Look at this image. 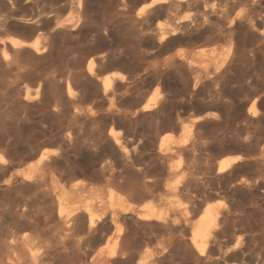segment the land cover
Returning a JSON list of instances; mask_svg holds the SVG:
<instances>
[{"label": "rangeland", "instance_id": "1", "mask_svg": "<svg viewBox=\"0 0 264 264\" xmlns=\"http://www.w3.org/2000/svg\"><path fill=\"white\" fill-rule=\"evenodd\" d=\"M55 1L59 2L58 7L64 3L62 0ZM138 1H85L94 23V26L89 24V27L93 29L97 24V29L102 23L110 27L119 22L115 29L116 31L118 28L119 31L116 32L102 30L96 35L95 32L83 28L80 32L82 36L62 35L57 32L54 35L51 32L54 36L51 35L49 39L45 37L48 33L46 28L34 32L35 35L27 28L26 31H8L9 37L29 41L36 38V34L41 35L37 38L43 37L39 39L41 42L50 40L52 48L43 55L45 60H42L45 62L27 63V73L24 71L14 77L15 81L11 75L5 74L8 76L5 77L0 73L3 79H0V157L3 159V164H0V229L10 226V216L15 204L23 196L22 193L18 196L11 194L6 185L12 182L13 185L16 184L40 152L55 150L47 164L48 173L57 177L56 180L79 178L90 181L93 185L106 187L105 184L111 181L125 186L137 177L146 176V179H151L154 185L153 194L148 200L145 199L146 202L143 200V203L154 204L155 207L152 206L158 207V210L162 209L163 213L167 207L168 210L164 214L168 212L170 222L177 218L178 225L175 224L176 232L154 231L153 235L149 233L152 237L148 234L149 240L143 248L150 250V254L152 251L155 252L153 254H158L165 248L169 249L170 243H174L181 234L188 240L193 226L202 218L203 208L212 207L221 212L222 221L216 228L214 257L222 264H264V32L261 34V31H264V0H248L249 3H246L247 0H200L198 5L191 4L184 7L185 9H173L166 16H155L152 13L150 17L147 15L146 18H140V22L139 19H134L135 12L150 0H140L139 3ZM253 2L256 3L251 4ZM51 8L54 7H48L49 10H54V18H68L69 14L74 16L66 11L59 17L58 8ZM248 17L254 22L251 23L252 19ZM175 20L177 23L189 22L188 25L193 30L200 29V35L193 34L190 37L192 39H183L178 35L175 39L158 43L153 36L154 30L157 26L167 29ZM123 23L125 27L129 24H132V27L129 26L127 31L122 32L121 26L125 28ZM133 27L134 29H131ZM43 29L46 30L45 33L41 31ZM135 29L141 32L138 34ZM237 33L240 34L237 36ZM258 42L262 46H257ZM254 43H257L256 46ZM104 54L107 59L101 64L100 70L96 71L93 77L88 76V59ZM209 54L216 55L212 56L215 59L211 60ZM216 59L218 64L223 63L221 71L218 70L219 75L215 64L213 65ZM209 64L210 66H207ZM30 72H34L33 76L29 75ZM77 74L80 76L77 77ZM73 76L77 81L71 79ZM112 77L119 78L114 81V91L111 90L114 93L117 90L115 94L112 92L113 110L123 108L119 110L127 112L128 119L131 120L130 125L126 120L123 122L114 112H108L110 105L106 97L112 94L103 93L101 82L103 78ZM6 78L9 80L6 81ZM67 82L74 83L78 88L74 100L66 96ZM38 84L40 93L36 96ZM26 93L28 100H25ZM147 99L155 103V111L152 109L153 112H146V116L139 114L145 118H139V115L132 117L131 113L138 111ZM252 100H256L255 115L249 111ZM116 104L121 107L117 108ZM198 117L202 119L193 125L194 136L186 137L187 132L181 130V127ZM133 119L138 120L135 122ZM114 138L120 139L121 144L126 147L129 156H125L129 160H125ZM182 138L187 139V142L184 145L186 150L183 148L180 156L184 162L181 163L189 168L186 179H194L193 182L189 180V185H185L188 180L182 181L179 176L173 178L169 174L180 161L178 155L170 158L164 156L166 160L162 156L157 158L156 153L159 141L163 140L172 146ZM236 156L239 160L231 169L216 173V165L220 160ZM131 164L135 167L132 168ZM163 168H167L166 171ZM165 172H168L167 176ZM173 180L175 185L178 181L180 186V196L177 199L169 198L166 194L168 182ZM203 195L211 197L205 200ZM171 198L173 200H170ZM176 205L179 206L175 207ZM172 209L179 213L176 211V214H173ZM94 239H98V236ZM109 241L108 244L100 243L96 248L103 250L111 246V239ZM96 248L94 250L97 251Z\"/></svg>", "mask_w": 264, "mask_h": 264}, {"label": "bare ground", "instance_id": "2", "mask_svg": "<svg viewBox=\"0 0 264 264\" xmlns=\"http://www.w3.org/2000/svg\"><path fill=\"white\" fill-rule=\"evenodd\" d=\"M62 1L64 2L63 5H61V7H58L59 2L57 1L58 2L57 3L55 0H0V73L2 75H4V76H5V74L9 75V76L11 75L13 77V81H15L14 77H17L18 75H20L21 73H23L24 71L27 70L26 69L27 63L33 62L34 64H36V62H38V61H44L45 58L43 57V55L46 54L47 51H49L52 48L50 40L48 42L47 41L41 42L39 39H41L43 37L38 39L37 34H36V38H33L32 40L29 41V40L24 39V38L9 37L8 31H11V30L16 31L18 29L21 31V29L25 30L27 28L28 30L30 29V31L32 30L33 34H34V32L36 33L38 30H40L42 28H46L48 30V33L46 34L45 37L49 38V37H51V35L54 36L56 34L55 32H57L58 34L60 33L62 35H68V34L69 35H71V34H75V35L78 34L79 35L80 32L82 31V29L86 28L89 32H95V34L98 35V33L101 32L102 30L104 32H110V33H111V31H115L116 25L119 23L118 22L117 24H114L113 26H110V27L107 24L102 23L103 25L101 24V26H99L100 25L99 24L97 29H95V27H97L96 26L97 24L95 23L96 24L95 27L93 29H91L89 27V24L92 27V25L94 23L92 22L93 20L91 19V16H90L91 14H89L90 9L88 10V8H87L89 6H87L85 4L86 0H62ZM199 1L200 0H150L148 3H146L145 5L141 6L138 10H136L135 17L134 16L133 17L137 21L139 19V22H140L141 21L140 18H142V17L146 18L147 15H149V17H150V15L152 13H153V15L155 14V16H158V15L159 16H166L173 9H181L184 7L186 8V6L191 5V4L198 5ZM247 1H246V3H249V1L248 2ZM253 1H255V0H253ZM139 2H140V0L138 1V3ZM251 2H252V0H251ZM255 3L253 2L251 4H255ZM259 3H261V1ZM48 7H54L55 9L58 8L57 10L59 12V17H61L60 14H62L63 12H66V11L71 12L72 15H74V16L72 17L69 14L70 17H68V18H63V19L54 18L53 17L54 10L51 11L48 9ZM117 7H115V8H117ZM54 8H51V9H54ZM124 9H125V7H124ZM199 9H200V7H199ZM217 11L219 12V10H217ZM116 13H117V11H116ZM124 13L125 12H123V15H124ZM115 16H116V14H115ZM205 16H208V15H205ZM170 17L172 18V16H170ZM250 18L251 17H248V19H250ZM246 19H247V17H246ZM246 19H245V21H247ZM172 20H173V18H172ZM252 20H251V23L254 22V20L253 21ZM255 21H256V19H255ZM247 22H249V20ZM237 23H239V22H237ZM256 23H258V22H256ZM188 24H189V22H188ZM188 24L185 23V21L183 23H182V21L177 23L175 20L173 24H170L171 27H169L167 29L157 26L156 30L153 29L155 31V34L153 36L156 37V40L158 43H162L168 39L171 40L178 35L183 39L184 38L188 39L193 34L194 35L198 34V36H199L200 34L198 33V31L200 29L199 30L197 29L198 31H196V29L193 30L192 28L189 27ZM123 25H124V23H123ZM131 25L132 24H129V26H131ZM240 26H239V28L243 27V26L242 27H240ZM121 27H122V29H121L122 32L124 30L127 31V29H128V27H125V25H124V27L126 29L125 28L123 29V26H121ZM234 27H235V25H234ZM248 27H250V26H248ZM253 27H256V26H253ZM239 28H237L238 32H239ZM245 28H247V27L245 26ZM131 29H134V27ZM131 29H129V30H131ZM117 30H118V28H117ZM138 30L139 29H137L136 31L139 34L141 32V30H140V32ZM41 31H44V29ZM45 31H44V33H45ZM51 32H53L54 35L51 34ZM89 32H87V33H89ZM151 32H152V30H151ZM218 32H221V31H218ZM251 32H253V31H251ZM261 32L260 33L263 34L264 31H261ZM44 33H42V36L44 35ZM83 33H84V35L86 34L85 32H83ZM133 33H135V32H133ZM230 33H229V35H231ZM240 33H242V32H240ZM240 33H237V36ZM247 33H249V32L247 31ZM254 33H253V35H254ZM260 33L258 35H260ZM126 34H127V32H126ZM138 34L136 36H138ZM152 34H153V32H152ZM217 34L218 33H216V35ZM233 34H236V33H233ZM244 35H246V34H244ZM256 35L257 34H255V36ZM40 36H38V37H40ZM248 36H250V35H248ZM143 37H145V36H143ZM245 37H247V36H245ZM261 37H263V36H260V38ZM72 38H74V37H72ZM238 38H240V36ZM249 38H251V37H249ZM190 39H192V38H190ZM242 39H245V38L242 37ZM257 39H259V38H257ZM237 40H239V39H237ZM252 40L254 41L253 38H252ZM260 41L263 44V41L261 39H260ZM236 42H239V41H236ZM236 42H235V44H236ZM259 43L260 42H258L257 46H259V45L262 46V44H259ZM124 44H125V41H124ZM255 44H257V43H254V45ZM245 45H246V43H245ZM57 47H58V45H57ZM236 47H235V49L237 50ZM239 47H241V45ZM238 49H240V48H238ZM240 50H242V49H240ZM238 51L239 50H237V52ZM244 51H245V49H244ZM247 53H248V51H247ZM209 56L212 57L214 55L209 54ZM214 57H212L211 60H213ZM221 57H222V55H221ZM42 59H44V60H42ZM106 59H107V56L105 54L102 56L89 58L87 61V65H86V74L88 76H92L94 73H96V71L100 70L101 64L103 62H105ZM46 60H48V58ZM216 60H215V62H213V61H210V62H213V65L215 64V66H216L215 70L218 72V70L221 71L220 68L223 66V63L218 64L219 61L218 60L216 61ZM221 60H223V59H221ZM118 62H119V60H118ZM229 62H231V61H229ZM241 62H242V60H241ZM23 63H24V65H23ZM31 64L32 63H30V65ZM126 65H127V63H126ZM207 66H210V64ZM223 70H222L221 74L223 73ZM26 73H27V71H26ZM32 74L30 72L29 75H32ZM219 74L220 73L218 72V75ZM4 76H2V77H4ZM78 76H80V75L77 74V77ZM5 77H8V76H5ZM5 77H4V79H5ZM73 77H75V76H73ZM73 77L71 79L76 80V77L74 79H73ZM84 77H86V76H84ZM82 78H83V76H82ZM82 78H81V80H82ZM0 79H1V77H0ZM6 79H7L6 81L9 80L8 78H6ZM69 79H70V76H69ZM116 79H119V78H117V77H112V78H108V79L103 78V81L101 82V87H102V91H103V93H105V95H106V92L112 94V92L115 89L114 88L115 85L113 87V84H114V81ZM2 80L3 79H1V81ZM65 81H66V79H65ZM67 81H70V80L67 79ZM79 81H80V77H79ZM39 88H40V85L38 84V87L35 90L36 96L40 93ZM65 89H66V94H67L66 96L68 97V99H70V98H73L77 94L76 90L78 88L74 83L67 82ZM112 89H113V91L111 92ZM116 91H115V93H116ZM108 96H110V94H108ZM108 96L106 97V100H109V102H107V103L110 105V107L108 108L110 110L107 109L108 112L109 111H111L112 113L114 112V114L119 116V118L121 117V119H123V122H124V120H126L127 124H129L131 122V120L128 119L127 112L120 111L123 108H121V109L119 108L121 106L117 105L118 102L116 105L118 106L117 108H119L120 110L117 109L115 106V109H117V110L114 111L113 110L114 109V98L112 97L114 95L112 94L110 97H108ZM29 97H30V95H29ZM35 97H33V98H35ZM27 98H28V95L26 93L25 100ZM73 100H74V98H73ZM119 100L122 101V99H119ZM123 100L128 101V99H123ZM255 105H256V100H252V102L250 104L249 111L253 115L256 114V108H255L256 106ZM154 107H155V103H152L151 99H147L140 106L138 111L132 110L133 111L131 113L133 115L132 117H134L135 115H139L140 113L141 114L143 113V115H145L146 112L148 113L149 111H152V109H154ZM105 108H106V106H105ZM127 110L129 111L130 109L128 108ZM154 111H155V109H154ZM154 114H156V113H154ZM86 115H88V113ZM90 115H91V112H90ZM143 115L141 117L139 115V118H145V117H143ZM156 116L157 115H155V117ZM132 117L130 115V118H132ZM153 117H151V118H153ZM148 118H149V116H148ZM113 119H115V118H113ZM201 119H202V117L194 118L193 120L190 121V123L188 125L181 127V130H184L187 132L186 137L187 136L188 137L194 136L193 135V125L196 122H199ZM117 120H120V119H117ZM137 120H134V121L137 122ZM119 140L120 139L117 138L114 140V142L120 148V149L119 148L118 149L123 154L125 160H129V158L126 159V156H125V155H127V157L129 156L127 154L128 152L126 151V147L123 144H121V142ZM186 142H187V139L182 138L178 143L171 146V144H167L168 142L165 143V141H163V140L159 141L158 151L156 152L159 157L157 156V158H160L161 156H162V158L164 156H167L168 158H170L173 155L174 156L178 155L180 157L181 154L183 153L184 149H185L184 145H186ZM116 149H117V147H116ZM187 152H188V150H187ZM54 153H55V150H44V151L40 152L34 158L35 160L28 165L26 171L21 174V176L19 177L20 180H17L18 182H16V184L13 185V182H12V183H9L6 185L7 190L10 193L12 192L11 194L18 196V194L22 193L23 196H21L17 200V203L15 204L16 206L14 207V211L12 212V214L10 216V221H11L10 226L6 227L4 229H0V264H222L218 258L214 257V253L216 250L213 247V243L216 242L215 241V239L217 237L216 228H217V225L219 224V222L221 221V212L217 211L215 208H212V207L203 208V210L201 212L202 218L200 219L199 222H197L193 226V229L190 231V236H189L188 240L185 239L181 234L178 238H176L174 243H172V244L170 243L171 247L169 246L170 247L169 249L165 248V250H164L163 248H161V249H163V251H161L160 253L153 254L154 251H152V254H150L149 253L150 250L148 251V249L145 250L143 248V246L146 244V241L149 240L148 234L149 233L152 234V232H154V231L155 232L156 231H159V232L163 231L164 232V230L176 232L177 229L175 226L178 225L177 224L178 221H176L178 219L177 218L174 219L175 216L173 217V219H174L173 221L171 219L172 222L175 221V223L173 224L172 222H170L169 216H167V215H169V214H167L168 212L166 214H164L166 212V210H168L166 207L167 204L165 205L166 210L164 209L163 211H165V212L163 213L161 211L162 209L160 208V206H159V209H161V210H158L157 209L158 207L154 208L155 206L152 203H150V204H152L154 207L152 205L147 204V203L146 204L143 203V200H145L146 198L148 200L150 198V196L153 194L152 189H153L154 185L151 183V181H150L151 179H146L145 178L146 176L137 177L136 179L133 178L135 180H132L133 182L130 181L131 184H128L125 186H123V184L117 185V183H113L114 181H111V182H108L107 185L105 184L106 187H103L102 185L99 186L97 184L93 185L92 183H90V181H85L83 179L80 180L79 178H77L79 180L73 179L74 181L70 180L71 178L67 179V180H63V179L58 178L59 180L58 179L56 180L57 177L55 178L54 175H53L54 177H52V175L50 176V174L48 173L49 166L47 164L48 160L50 159V156ZM185 155H186V153H185ZM121 158H123V157H121ZM164 158H166V157H164ZM179 159H180V161H178L176 167L174 166L175 168H173L171 171L170 170H168V171H170L169 174L172 175L173 178L179 176V179H182V181H183V179L187 178L186 176L188 175V169L189 168L186 166H183V164L181 163V161H182L181 157ZM158 160H160V159H157V161ZM163 160L164 159H162V161ZM166 160H167V158H166ZM238 160H239L238 156L231 157V158H224V159L220 160L216 165V173H223V172L227 171L228 169H231V167L235 163H237ZM163 162L161 163V165L163 164ZM0 164H3V159L1 157H0ZM159 165H160V163H159ZM132 166H134V165L131 164V167ZM167 168H169V167H167ZM134 169H133V171H134ZM137 169H139V167ZM163 169L166 171L165 168H163ZM135 171H137V170H135ZM127 172H128V170H127ZM166 173H168V172H165L164 174L166 175ZM142 175H145V174L142 173ZM139 176H141V174ZM67 177H69V176H67ZM189 178H190V176H189ZM110 179H113V178H110ZM190 179H186V181L188 180L187 181L188 183L186 182L187 184L185 183V185H189V183L193 182L194 179L193 180L191 179V182H189ZM89 180H91V179H89ZM152 182H153V180H152ZM126 183H128V182H126ZM154 183H155V181H154ZM168 183H169V185L167 186V189H166L167 196L169 198L172 197L174 199H177L180 196V186L178 185L179 184L178 181H177L176 185L174 184V180L172 182L169 181ZM170 183H173L174 185H172ZM195 184H197V183H195ZM180 185H181V182H180ZM182 186L184 189L185 186L183 184H182ZM190 186H191V184H190ZM186 187H188V186H186ZM217 190H220V189H217ZM23 192H25V193H23ZM204 197H205V200H207L211 196H207V197L204 196ZM172 198L170 200H173ZM147 200H145V202ZM170 204H171V201H170ZM172 205L173 204H171L170 206H172ZM177 206H179V205H176L175 207H177ZM198 206H199V204H198ZM161 207H163V206H161ZM170 208H172V207H170ZM173 210L174 209H172V212H174ZM184 210H186V209H184ZM172 212H171V215L179 213V211H177L176 213L174 212L173 214H172ZM175 224H177V225H175ZM152 235H150V236L152 237ZM96 236H98V239H94V238H96ZM110 239L112 241L111 246H107L103 250H99L96 248V246H99V244L102 242H104V244H108L107 242ZM105 241H107V242L105 243ZM94 248H96L97 251L94 250ZM145 248H146V246H145ZM142 249H144V250H142Z\"/></svg>", "mask_w": 264, "mask_h": 264}]
</instances>
